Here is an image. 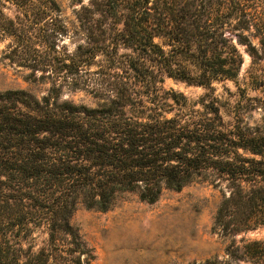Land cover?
<instances>
[{"label":"trees","instance_id":"trees-1","mask_svg":"<svg viewBox=\"0 0 264 264\" xmlns=\"http://www.w3.org/2000/svg\"><path fill=\"white\" fill-rule=\"evenodd\" d=\"M33 1L54 5L8 0L19 10ZM73 1L86 45L75 50L84 58H69L65 66L78 71L97 53L107 56L106 64L86 69L82 81L69 80L72 90L94 99L91 106L59 100L56 84L39 99L23 89L0 90V264H80L85 250L69 222L76 206L106 211L124 192L151 203L162 190H180L206 172L226 183L214 215L223 235L262 223L264 123L251 130L239 124L236 111L231 121L223 120L211 86L234 80L242 62L223 26L199 19L191 5L176 16L172 6L152 0ZM3 8L0 0V40L9 37L18 45L27 38L25 22ZM237 42L246 45L254 65L255 48L242 36ZM119 44L128 50L119 54L124 60L107 50ZM163 76L205 92L188 100L163 89ZM39 226L45 228L44 245L23 248L20 240ZM225 249L236 264H264V239L231 242Z\"/></svg>","mask_w":264,"mask_h":264},{"label":"rangeland","instance_id":"rangeland-1","mask_svg":"<svg viewBox=\"0 0 264 264\" xmlns=\"http://www.w3.org/2000/svg\"><path fill=\"white\" fill-rule=\"evenodd\" d=\"M1 1L5 3L4 13L10 17L18 13L24 20L27 38L18 45L9 37L0 40V90L23 89L39 99L56 84L59 100L93 105L94 99L84 90H72L69 80H84L90 73L86 69L94 71L98 64H106L107 56L97 53L90 66L81 65L72 73L65 66L69 58L74 61L84 58V55L75 56L77 46L86 45V34L75 18L79 4L73 0H52V6L33 1L31 6L19 10L8 0ZM152 1L159 7L172 6L176 16L181 13V6L191 5L199 19L223 26L225 37L237 47L242 62L234 80L211 82L213 94L221 102L220 113L223 120L231 121L236 111L239 124L251 130L261 126L264 123L260 101H264V0ZM82 3L87 4V0ZM237 36L255 48L254 65L246 45L238 43ZM14 45L18 47L11 59L7 54ZM107 50L114 60H124L119 54L128 52L121 44L110 45ZM160 84L188 100L197 99L205 92L202 86L165 76ZM225 184L206 172L180 190H162L151 203L140 200L134 192H124L106 211L76 206L69 222L78 234L80 248L85 250L79 256L80 264H189L205 260L236 264L228 256L226 246L231 242L240 245L243 241L264 239V221L233 236L223 235L214 223V215L222 193L226 192ZM45 240V228L39 226L31 228L20 244L35 251Z\"/></svg>","mask_w":264,"mask_h":264}]
</instances>
